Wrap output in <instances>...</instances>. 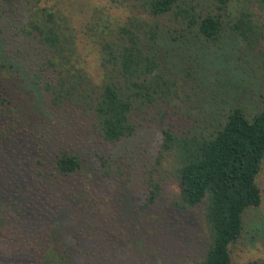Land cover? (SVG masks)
I'll list each match as a JSON object with an SVG mask.
<instances>
[{"label": "rangeland", "instance_id": "1", "mask_svg": "<svg viewBox=\"0 0 264 264\" xmlns=\"http://www.w3.org/2000/svg\"><path fill=\"white\" fill-rule=\"evenodd\" d=\"M48 1L71 14L77 28L95 7L123 18L132 13L136 3ZM22 10V0L0 8L4 22L0 90L12 106L11 111H0V127L6 131L0 148V215L7 218L0 231V264H8L9 256L40 243L42 237L44 245L54 237L62 251L80 250V255L84 254L81 259L89 250L100 249L98 264H193L201 260L207 249L203 203L186 213L172 205L179 191L176 160L161 150L159 124H144L134 135L110 144L89 131L90 125L80 118L49 111L38 78L32 76L34 71L18 65L30 58L35 63L32 42L17 33ZM225 25L215 41L199 37L194 27L182 35L181 42L174 40L176 32L164 25L157 40L147 45L162 73L183 77L187 70L190 72L185 77L191 100L183 105L182 122H187L185 113L192 105L202 123L215 128L231 107L239 106L249 116L264 98V46L259 47L263 52L255 51V55L246 51L241 39ZM262 40L264 45V37ZM82 55L88 72L99 81L95 48L84 45ZM177 130L181 132L183 126ZM61 149L79 157L82 166L76 175L63 177L56 172L53 155ZM100 154L124 158L121 162L129 172V181L122 184L97 177ZM152 169L162 187L160 196L142 208L147 195L146 175ZM256 183L261 200L243 215L241 236L231 246L233 264L255 260L264 264V158Z\"/></svg>", "mask_w": 264, "mask_h": 264}, {"label": "trees", "instance_id": "2", "mask_svg": "<svg viewBox=\"0 0 264 264\" xmlns=\"http://www.w3.org/2000/svg\"><path fill=\"white\" fill-rule=\"evenodd\" d=\"M18 1L0 0V8ZM135 1L132 13L123 18L95 7L77 28L71 14L58 3L22 0L17 33L32 42L35 63L30 58L18 65L34 71L32 76L38 78L49 111L80 118L103 143L115 144L134 135L144 124H159L161 150L176 160L179 191L172 205L185 212L203 203L207 249L202 259L193 264H233L231 246L241 236L243 215L261 200L256 177L264 158V98L249 116L241 107H231L215 128L203 124L198 109L192 105L185 113L187 122H182L183 105L191 100L185 77L190 72L187 70L183 77L162 73L156 55L147 45L157 40L158 30L164 25L173 29V39L181 42L182 35L194 27L199 37L215 41L226 24L246 51L254 55L255 51L263 52L264 0ZM2 18L0 13V36L4 32ZM84 45L96 50L99 81L87 70L82 55ZM3 110L11 111L12 106L0 90V111ZM177 126H183V130L179 132ZM5 138L6 131L0 127V148ZM160 158L161 155L156 164ZM123 159L98 155L97 177L128 182ZM53 165L63 177L76 175L82 166L79 157L67 149L53 155ZM154 171L146 175L147 195L142 208L151 206L160 196L162 187ZM6 224V216L0 215V231ZM42 240L43 237L38 244L4 256L3 261L7 257L8 264L101 261L100 249V253L89 250L81 259L83 252L81 256L75 248L62 251L54 237L45 245Z\"/></svg>", "mask_w": 264, "mask_h": 264}]
</instances>
